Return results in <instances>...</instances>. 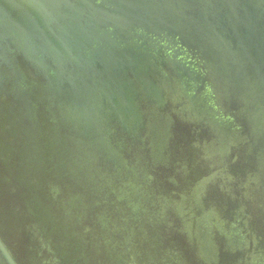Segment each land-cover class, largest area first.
I'll return each mask as SVG.
<instances>
[{
    "label": "water",
    "instance_id": "water-1",
    "mask_svg": "<svg viewBox=\"0 0 264 264\" xmlns=\"http://www.w3.org/2000/svg\"><path fill=\"white\" fill-rule=\"evenodd\" d=\"M0 264H264V0H0Z\"/></svg>",
    "mask_w": 264,
    "mask_h": 264
}]
</instances>
